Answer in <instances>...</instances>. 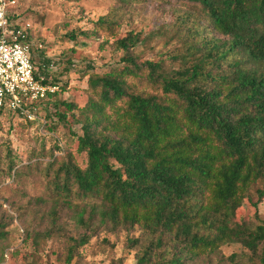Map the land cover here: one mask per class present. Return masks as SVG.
<instances>
[{
  "label": "trees",
  "instance_id": "obj_1",
  "mask_svg": "<svg viewBox=\"0 0 264 264\" xmlns=\"http://www.w3.org/2000/svg\"><path fill=\"white\" fill-rule=\"evenodd\" d=\"M119 1L126 7L138 0ZM151 1L175 7L170 27L117 38L116 8L92 30L66 33L69 41L78 34L113 39L120 64L90 68L82 106L61 101L63 110L44 115L45 130L56 132L69 123L67 112H77L72 119L80 133L69 129L65 148L58 141L54 146L62 154L31 163L32 152L19 170L13 154L5 155L0 174L35 172L45 180L36 205L46 208L39 217L48 226L27 231L25 239L38 247L62 235L59 255L66 264H76L81 247L101 228L138 232L127 236L137 248L134 264H187L231 243L247 250L241 264H264L258 214L264 198V0ZM17 15L11 10L8 17L19 25ZM155 41L167 47L164 56L141 59V49ZM0 114L27 127L37 123L5 108ZM245 201L254 213L240 223L236 214ZM63 216L73 220L75 232ZM6 225L0 222V249Z\"/></svg>",
  "mask_w": 264,
  "mask_h": 264
},
{
  "label": "rangeland",
  "instance_id": "obj_2",
  "mask_svg": "<svg viewBox=\"0 0 264 264\" xmlns=\"http://www.w3.org/2000/svg\"><path fill=\"white\" fill-rule=\"evenodd\" d=\"M116 8L119 9L118 17L121 16L117 38L124 37L130 30L143 31L144 37L160 27H170L175 19L174 6L159 5L151 0H138L126 7L119 0H16L12 11L18 14L19 25L30 34L35 65L48 82L58 86L56 97L45 102L43 114L51 116L61 101L82 106L86 102L84 89L90 68L99 72L120 64L121 53L115 49L113 39L105 41L103 37H81L78 34L74 41H69L65 37L69 31L92 30L93 23L100 16ZM145 45L147 50L141 49L144 50L141 59L156 60L167 50L157 41ZM73 115L78 118L75 110L67 112L65 116L69 123H60L54 132L45 130L41 123L27 127L6 114H0V170H5L8 150L16 158V170L30 160L32 152L36 157L30 160L31 163L50 160V153L62 154V150L54 149L56 141L64 149L62 138L68 130L80 133ZM42 151L43 156L36 155ZM44 185L43 176L35 172L22 173L19 178L0 174V222L7 224L5 231L8 233L1 248L0 264H66L59 255L64 251L62 235L52 234L38 247H34L30 239H25L27 231H44L48 226V220L39 217L46 208L36 205V199L44 197ZM253 213L254 208L245 201L237 211L236 220L246 223ZM258 214L264 219V198L258 204ZM61 221L75 232L72 219L63 216ZM137 235V231L110 233L101 228L90 237L88 245L81 247L76 264H117L118 261L134 264L137 248L128 245L127 236ZM245 252L247 250L241 245L231 243L187 264H241ZM232 254L237 255L234 262L230 257Z\"/></svg>",
  "mask_w": 264,
  "mask_h": 264
},
{
  "label": "built area",
  "instance_id": "obj_3",
  "mask_svg": "<svg viewBox=\"0 0 264 264\" xmlns=\"http://www.w3.org/2000/svg\"><path fill=\"white\" fill-rule=\"evenodd\" d=\"M15 5L16 0H0V108L44 125V104L58 86L35 65L27 29L9 20Z\"/></svg>",
  "mask_w": 264,
  "mask_h": 264
}]
</instances>
